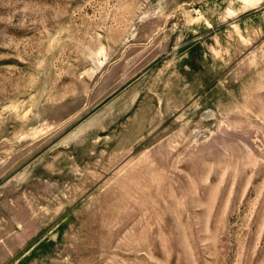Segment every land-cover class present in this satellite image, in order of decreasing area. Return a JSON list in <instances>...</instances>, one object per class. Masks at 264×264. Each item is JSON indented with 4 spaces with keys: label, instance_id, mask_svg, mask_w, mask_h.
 <instances>
[{
    "label": "rangeland",
    "instance_id": "374dc122",
    "mask_svg": "<svg viewBox=\"0 0 264 264\" xmlns=\"http://www.w3.org/2000/svg\"><path fill=\"white\" fill-rule=\"evenodd\" d=\"M0 264H264V0H0Z\"/></svg>",
    "mask_w": 264,
    "mask_h": 264
}]
</instances>
